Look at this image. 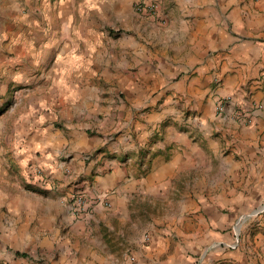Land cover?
<instances>
[{"label": "crops", "instance_id": "crops-1", "mask_svg": "<svg viewBox=\"0 0 264 264\" xmlns=\"http://www.w3.org/2000/svg\"><path fill=\"white\" fill-rule=\"evenodd\" d=\"M133 2L134 0H56L54 3H48L46 0L44 3L42 0H0V42L5 44L1 50L6 48L19 55L18 58L14 55L7 58L6 54L0 60V65L12 66L13 70L17 63L25 61V55L38 51L40 58H43L41 61L44 60V54H48L53 63H57V68L53 67L55 76L52 77L48 88L52 94L51 108L45 97L46 93L35 94V99L30 101V109L26 105L22 115L15 120L19 126L13 136V143L18 145L11 149L8 163H5V158L0 157V264H7L8 261L10 264H19V257L22 255L20 250L31 245L47 252L48 260L52 264H110L105 248L113 249L123 241L116 242L121 230L115 229L114 222L126 215V207L133 189L146 190V193L161 192L173 183L174 177L188 169L197 168L203 160V135L207 136L208 132H212L215 123L211 122V116L205 117L208 114L206 108H216L219 95L231 94L247 105H250V100L256 96L263 104V109L254 117V124L246 125L240 120L230 119L235 123L226 124L228 127L225 128L226 131L235 133L245 155L250 153V157L257 156L261 160V167L257 172L254 164L256 160L253 158L249 162V166L253 165V168L245 167L240 173L241 167L237 166L234 158L229 157L225 161L222 160L227 165V169L222 173L228 176L226 183L219 186L212 181L210 186L212 189L221 187L224 194L228 190L234 192L237 183L231 185V182L236 176H242L239 184H244L243 191L264 192V154L257 155V147L252 146L257 143V139L264 138V84L257 85L253 94L247 98L246 92L239 89L247 74H259L264 68V0L244 4L239 0H179L182 13L194 14L199 22L194 30L193 44L187 52L190 56H195L205 44L208 49L221 41L227 43L225 46L229 49L220 67L223 85L216 84L213 88V99L204 100L201 95L207 90L206 80L212 74L205 75L206 72H200V76L190 80L174 81L170 85L173 89L184 94L190 93L195 98L197 111L195 118L188 121L189 124H186L180 115L181 109L177 107L176 100L171 99L172 103H165L159 111L147 113L144 121L131 116L132 124L136 122V136L134 126H131L109 142L106 135L112 126V119L110 116H98L107 92L113 89L108 87L109 81L113 80L119 89H127L139 96L150 89V83L167 76V71H176L178 65L175 64L177 60L167 61L162 68L165 74L153 66H141L139 75H132L127 71V67L141 62L136 38L132 35L121 39L120 56L117 53L105 55V38L108 36L104 32V25L115 17L122 16L125 4L131 8ZM219 11L227 13L230 19L234 18L235 24L239 19L241 31L257 38L239 39V42L225 39L224 31L217 26L215 19ZM166 31L169 34V42L173 41L176 29L169 26ZM230 43L233 44L228 46ZM80 47L86 49L82 55L76 53ZM66 49L70 50L72 55H68L67 60H64L63 53ZM210 59L212 60L211 57ZM34 61L40 63L37 57ZM63 63H67L68 68H61ZM61 93L71 97L68 110L74 111L78 121L88 118L90 121L85 124L96 128V134H90L88 127L85 130L74 127L68 134L72 147L69 153L72 156L68 161L72 166L70 167L78 173L86 170L90 163L85 167L79 155L98 151V148L102 149L98 156H116L108 161L109 164H105L104 168L107 169L95 177L92 186H87L97 194L110 193L112 203L110 209L99 205L89 222L79 223L81 220H76L67 208L66 200L74 185L79 183L78 180H65L62 176V180H57L62 184L61 187L55 189H49L50 187L43 186L40 182L35 183L36 185L26 183L31 181V178L34 182L40 179L36 174L37 169L49 170L56 166L59 167V172L62 165L58 161L63 155V139L59 133L44 128L45 122L52 116L49 111H59L56 108L60 106ZM169 117L173 119L166 121ZM77 125L80 126V122ZM162 133V137L152 140L153 134ZM238 148L240 149V146ZM12 166L26 178L24 185L20 183L17 174L8 175ZM149 166V172L137 186L132 172L145 171ZM253 170L258 174L256 180H251ZM57 171H54V174L58 173ZM69 183L72 184L68 186ZM199 183L197 182V185ZM193 202H197L196 197L185 196L180 201L179 214H173L174 217L170 220H178L181 225L191 229L192 232L187 230V236L200 235L199 232L204 230L205 223L209 222L205 214H190L189 209L191 210ZM205 213L209 215L211 223H223L225 220L216 204L209 205ZM177 229L183 234L186 233L184 226ZM210 232H213L211 227L201 241ZM81 238L87 242H82ZM125 240L128 241V238ZM152 245L153 249L135 250L139 257L135 264H178L176 250L172 258L170 256L164 261L159 258L155 260L156 254L169 251L170 238L158 235ZM126 247L128 250L132 248V244H127ZM98 248L102 249L101 252ZM18 253L19 256L14 259ZM128 262L130 264L132 260Z\"/></svg>", "mask_w": 264, "mask_h": 264}, {"label": "rangeland", "instance_id": "rangeland-1", "mask_svg": "<svg viewBox=\"0 0 264 264\" xmlns=\"http://www.w3.org/2000/svg\"><path fill=\"white\" fill-rule=\"evenodd\" d=\"M42 1L45 3L46 0ZM55 1L47 0L48 3H54ZM145 1L153 3L155 6L154 12L140 13L138 11V5L142 2L145 3ZM250 1L255 2L257 0H239L242 4ZM48 3L46 4L48 5ZM215 19L217 26L224 31L223 37L229 41L239 42V39L257 38L250 33L242 32L241 27H239V19L236 20L235 24V19H230L227 13L223 11H219ZM197 23L199 24L194 14L184 15L182 13L179 0H134L131 8L126 7L125 4L122 16L115 17L104 25L105 31L103 28L102 30L108 36V40L105 38V55L117 53L120 56L121 39L131 35L135 36L141 62L138 65L127 67V71L132 75H137L141 66H153V68L159 69L165 74V70L163 71L162 68L167 61L177 60L175 64H178L176 71H167V76H162L155 83H150V89L139 96L130 93L127 89H119L117 83H113V80L109 81L108 87H113V89L107 92V97L103 100L102 111L98 113L99 117L105 115L110 116L112 119V126L106 135L109 142L115 140L118 135L125 132L124 130L130 129L131 126H134L133 129L136 136V122L134 121V125L132 124L131 116L133 115L135 119L144 121L147 113L159 111L164 107L165 103L169 101L172 103L171 99L176 100L177 103L174 102V104L176 103L177 107H180V115H182L185 123L189 124L188 121L191 118H195L197 111V105L194 103L195 98L190 93L184 94L173 89L170 85L174 81L176 82L179 79L190 80L205 72V75L212 74L206 80L207 90L202 93L201 98L204 100L213 99V88L216 84L219 86L223 85L224 82L220 67L223 65L222 59H225L229 48L225 46L227 43L224 44L222 41L218 44L215 43L214 46L208 49L205 44L204 48L198 51L195 56H190L187 52L189 46L193 44L192 41L195 38L194 30ZM169 26H172L177 31L171 42H169V34L166 31ZM231 44L233 43L228 46H231ZM1 47H5L2 42H0V60L6 54H8L7 58L11 55L19 57L17 52L12 53L6 48L2 51ZM84 51H86L85 47H80L76 50V53L82 55ZM40 55L39 51L35 54L25 55V61L17 63L13 70H11L12 66L0 65V157L5 158V163H8L7 158L11 154V149L18 145L13 143V136H15L17 126H19L15 120L22 115L26 105L30 109L29 104L31 100L35 99V94L45 93L48 104H51L52 94L48 88L52 77L55 76L54 68H57V63H53L48 54H44V60L41 61L43 58L42 56L40 58ZM68 55H72V53L66 49L63 53L64 60H67ZM36 57L40 59V63H35L34 59ZM219 60L220 64L218 65ZM113 62L115 63V61ZM60 66L63 69L68 68L67 63H63ZM263 71L264 68L259 74H247V77L243 79L239 89L246 92V98L253 94L254 89L258 87L257 85L264 84ZM203 77L205 76L203 75ZM173 92L176 93V96H174ZM169 94L173 97L169 96ZM70 99V96L60 94V106L57 108L54 106V109L56 108L59 111H49L52 116L45 122L44 126L48 130L59 133L63 139V155L58 161L62 164L59 172L57 171L59 167L53 166V168L47 170L43 166L45 168L44 181L39 179L34 182L33 178H31V181L26 183L36 185L40 182L43 186L50 187L49 189H55L58 186L61 187L62 184L60 183V185L57 180H62V176L65 180H78L77 182L79 183H76L74 189L70 191L66 204L75 219H80L79 223H82V221L89 222L92 220V215L99 205L106 209L111 208L110 193L97 194L92 189L90 191L87 186H92V181L95 177L107 169L104 168L105 164H109L108 161L116 156L112 155L111 157V154L98 156L100 151H102V149L98 148V151L84 152L79 155L85 167L90 163L86 170L78 173V171L71 168L72 166L68 164V161L72 156V154L69 155L72 147L69 143L68 134L72 132L74 127L84 130L88 127L87 131L90 134H96V128L85 124L86 122L89 123L90 119L82 118L78 121L74 111L68 110L70 108L68 107ZM253 99L258 100L259 98L254 96ZM206 110L208 114L205 117L211 116V122L215 121V123H213L212 132H208V137L206 134L203 135V160L197 168L188 169L186 172H181L174 177L173 183L166 186L161 192L146 193V190L133 189L126 207V215L114 222L115 229L121 230L119 239L116 242L123 241L113 249L105 248L106 256L111 261L110 264H129V260H132L130 264H135L139 258L135 250L137 248L153 249L152 244L156 242L158 235L170 238L171 247L168 252L156 254L155 260L159 258L160 261H164L169 259L170 256L172 258L176 250L178 264H264V192L243 191L244 184H239L242 181V176H236L232 180L231 185H234V182L237 183L234 192H229L228 190L224 194L221 187L212 189L210 186L212 181L218 183L219 186L224 182L226 183L228 176L227 174H222L223 170L227 169L226 162H224L225 159L234 158L237 166L241 167L240 173L245 170V167L248 169L250 167L253 168V165L249 166V162L253 158L256 160L254 164L258 172L261 167L259 165L261 160L257 156L250 157V153L245 155L244 148L241 144L239 145L235 133L225 130L228 127L226 124L235 123V121H232L233 119L219 117L215 106L210 109L207 107ZM106 111H108L107 114ZM135 114H138V116ZM140 114L141 116H139ZM170 119L173 118L169 117L166 121ZM79 122L80 126L77 125ZM252 124H254V121ZM160 136L162 137L163 133L161 135L153 134L152 140L154 141ZM208 138L209 143H207ZM257 140V143L252 144V146L257 147L255 151L257 155L261 154L263 156L264 138ZM238 146H240V149ZM12 167L8 175L17 174L20 183L24 185L26 178L17 171L15 166ZM149 170L150 166L145 171L132 172L131 175H133L136 181L134 183L137 186L141 184L142 179L145 178ZM54 171L58 173L55 172L54 174ZM1 174L3 175V173ZM32 175L30 172V176ZM257 175L253 170L251 180H256ZM197 182H200L199 185H197ZM71 184L69 183L68 186ZM81 194L88 208L74 212L71 208L72 203L74 198ZM189 195L197 199V202H193L191 210L189 209L190 214H205L210 222L205 223L203 232H199L200 235L187 236V230L192 232L191 229L181 225L178 220L170 221L171 217H174L173 214H179L180 201ZM103 200H107L108 204L103 205ZM211 204H216L220 212L223 213L222 215L225 217L223 223H215L214 221L211 223L209 215L205 213ZM182 226L186 230L185 234L177 229ZM209 227H211L213 232H210L201 241ZM201 233H203L202 237ZM126 238H128V241L125 240ZM81 241L87 242L86 239L83 240L82 238ZM127 244H132V248L127 250ZM98 249L101 252L102 249ZM20 251H22V255L19 257V264H52L48 260L47 252H42L40 247L31 245L28 248L23 247ZM20 251L19 253H21ZM19 253L15 254L14 259H17ZM183 254L184 256H182ZM1 264L6 263L2 262ZM7 264H10V262L8 261Z\"/></svg>", "mask_w": 264, "mask_h": 264}, {"label": "built area", "instance_id": "built-area-1", "mask_svg": "<svg viewBox=\"0 0 264 264\" xmlns=\"http://www.w3.org/2000/svg\"><path fill=\"white\" fill-rule=\"evenodd\" d=\"M137 9L140 13H152L155 11V6L153 3L145 1V3H140ZM250 101V105H247L244 101L236 99L231 94L219 95L216 99V110L222 118L240 120L245 124H252L254 117L258 115V111L263 109V104L255 99H251ZM36 174L44 181L45 172L43 169H37ZM106 201L103 200V205L108 204ZM71 208L74 212L83 211L88 208L87 204L83 201L82 194L74 198Z\"/></svg>", "mask_w": 264, "mask_h": 264}]
</instances>
